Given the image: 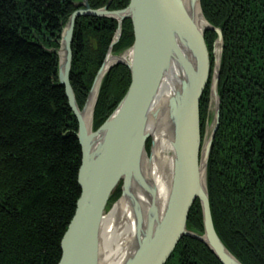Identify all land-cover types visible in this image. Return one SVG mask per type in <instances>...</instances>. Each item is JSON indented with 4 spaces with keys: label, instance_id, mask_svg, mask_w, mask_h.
I'll use <instances>...</instances> for the list:
<instances>
[{
    "label": "trees",
    "instance_id": "trees-1",
    "mask_svg": "<svg viewBox=\"0 0 264 264\" xmlns=\"http://www.w3.org/2000/svg\"><path fill=\"white\" fill-rule=\"evenodd\" d=\"M92 9L111 0H88ZM112 0L109 10L128 7ZM224 39L220 125L210 154L208 188L216 232L242 264H264V0H201ZM76 11L71 0H0V264H58L62 239L82 190L78 121L63 86L54 40ZM118 27L116 20L81 17L72 44L71 85L82 109ZM212 54L217 34L207 32ZM131 20L114 53L134 44ZM213 57L211 64L213 68ZM131 72L105 77L94 116L98 130L131 85ZM210 83L200 102L202 136ZM150 141L147 150L150 149ZM122 183V182H121ZM121 183L109 207L121 196ZM187 229L203 232L201 204ZM167 264H221L201 242L184 237Z\"/></svg>",
    "mask_w": 264,
    "mask_h": 264
},
{
    "label": "water",
    "instance_id": "water-1",
    "mask_svg": "<svg viewBox=\"0 0 264 264\" xmlns=\"http://www.w3.org/2000/svg\"><path fill=\"white\" fill-rule=\"evenodd\" d=\"M71 1L76 11L70 16L60 40L57 41L59 48L48 49L40 44L41 48L59 57V84L65 88L69 106L78 120L77 139L82 149V164L78 174L82 193L75 215L62 239V257L58 264H102L99 237L103 221L109 214L110 200L123 182L122 195L113 205L115 207L128 199L135 204L133 209L137 214L135 195L129 190L132 175H127L128 166L131 164L137 169L142 166L144 157L148 155L146 143L150 138L153 152L155 139L148 127L154 121L163 122V115L168 121L170 143L176 154L174 172L178 173L175 181L172 179L171 201L164 218L166 224L157 235L152 231V226L147 227L145 231L148 235L142 239L140 231L143 233L144 216L139 215L136 223L138 251L135 256L124 258L127 260L126 264H167L184 237L206 245L221 264H242L216 232L208 190L209 157L220 124L221 99L218 83L222 54L218 57L216 50L219 46V53L224 51L222 31L208 22L201 0H130L127 8L118 11L109 10L112 0L108 6L98 10L92 9L88 0H79L78 3ZM81 17L118 20V28L107 53H112L117 61L112 63L100 80L90 126L86 118L82 117L70 79L74 31L77 20ZM126 20H131L134 29L135 40L129 49L132 51L131 63L124 61L121 54L113 53L115 45L121 39L122 26ZM209 31L218 36L214 51V88L212 87L216 113L213 130L203 141L200 102L213 73L211 54L205 38ZM106 59L107 56L95 78L86 105L90 103ZM119 65H125L131 71L130 88L115 112L95 131L94 113L103 81ZM176 66L182 70L185 78L180 80L179 89L166 101V114L161 110L152 112L165 78L173 73ZM157 126L158 129L164 128L161 123ZM134 133L137 135L135 142L127 150L128 140ZM98 139L101 143L99 155L96 160H90V145ZM204 153L206 164L202 170ZM149 189L153 191L154 187L147 188L146 192L151 196L155 216L159 214L156 193L153 194ZM197 200L202 208L203 234L187 229L190 211ZM142 211L144 212L143 209Z\"/></svg>",
    "mask_w": 264,
    "mask_h": 264
},
{
    "label": "bare ground",
    "instance_id": "bare-ground-1",
    "mask_svg": "<svg viewBox=\"0 0 264 264\" xmlns=\"http://www.w3.org/2000/svg\"><path fill=\"white\" fill-rule=\"evenodd\" d=\"M196 10L198 13V8H196ZM116 21L118 22V20ZM131 48L132 47H130L129 49ZM129 49L123 50L119 54L122 55L124 61L131 63L132 51H130ZM46 52L48 54L56 55L55 53H50L47 50ZM216 53L219 57V46H217ZM106 56L107 59L105 61L104 69L102 70V73L96 83L95 90L91 97L90 103L86 105V108L83 107L81 109L77 102L78 107L82 112V117L86 118V121L89 126L92 119V110L95 94L98 91L100 80L106 74L112 63L117 61V58L112 53H109L108 55L106 54ZM184 78L185 75L178 66L174 68L172 74H169V76L167 75L161 86L160 94L158 95V98L153 105L152 112L154 110H161L164 111V113L166 114L165 103L169 99V97L173 95L174 91H177L179 89V82L181 79ZM172 80H175L174 83H171ZM162 120L163 122L160 123L164 127L163 130L158 129L157 125L160 123H158V121L152 122L153 120L151 121L153 124H150L148 127V131L150 132V134L154 135L155 145L151 155H147V157H144V160L142 161L143 167L140 165L139 169H137L131 164H129L128 166L129 168L127 175H132V182L130 184L129 190L133 195H135L134 201L138 205L137 214H135L133 209V205L135 204H133V202L128 199H124L122 202H120L118 205L111 209V211L103 221L99 237V255L102 259V264H126L127 260L125 261L124 259L126 256H128V258L132 257L133 255L135 256L139 247L137 234L138 228L136 227L137 218L139 215L144 216V218L142 219L143 233L140 231L142 239L148 235L145 231L147 227L152 226V231H154L157 235L162 231L163 227L166 224V219L164 218L166 216V210L169 205V202L171 201L170 198L172 179L173 181H175V175L178 173L174 172V166L176 167V154H174V148L170 143L168 121L165 120L164 115ZM149 132L146 133L148 134ZM136 136L137 135L134 133L128 140L127 150L132 144V142H135ZM100 144L101 143L99 142V139L91 143L88 151L90 160H96L97 156L99 155L98 153L100 149ZM205 164L206 155L204 153L202 156V170L205 168ZM151 187H154V190H149L153 194L156 193V201L159 209V214L157 213V215L155 216L153 215L154 210L152 208L153 202H151V196L146 192L147 188ZM142 209L144 210V212L142 211ZM138 227H140V225ZM152 231L150 233H152Z\"/></svg>",
    "mask_w": 264,
    "mask_h": 264
},
{
    "label": "rangeland",
    "instance_id": "rangeland-1",
    "mask_svg": "<svg viewBox=\"0 0 264 264\" xmlns=\"http://www.w3.org/2000/svg\"><path fill=\"white\" fill-rule=\"evenodd\" d=\"M76 3H78L79 2V0H74ZM69 20V19H68ZM67 23H68V21H67ZM66 23V24H67ZM66 24H65V26L64 27H66ZM124 24V23H123ZM64 27H63V29H64ZM63 29H62V32H63ZM122 29H123V26H122ZM210 32V31H209ZM212 33H214V32H212ZM122 34H123V32H122ZM216 34V33H215ZM62 35V34H61ZM122 37V36H121ZM74 38V37H73ZM217 39H218V36H217V38L215 39V41H214V44H213V49H212V54H211V56L213 57V60H214V62H213V73H212V78H211V81H210V96H209V109H208V121H207V124H206V128H205V135H204V137H203V141L204 140H206L207 139V137L211 134V132H212V130H213V126H214V124H215V113H216V105H215V102L213 101V96H212V87L214 88V78H213V75H214V68H215V59H216V56L214 55V51H215V44H216V42H217ZM121 40V39H120ZM57 41H59V40H54V42H56L57 43ZM59 48V47H58ZM222 54V57H223V53L222 52H220V55ZM58 59H59V57H58ZM103 64V63H102ZM221 64H222V59H221ZM220 72H221V68H220ZM95 81V80H94ZM219 81H220V77H219ZM94 83V82H93ZM92 86H93V84H92ZM218 88H219V83H218ZM91 89H92V87H91ZM91 91V90H90ZM89 94H90V92H89ZM89 94H88V96H89ZM218 94H219V92H218ZM220 97V96H219ZM88 98V97H87ZM87 101V100H86ZM121 103V102H120ZM85 105H86V103H85ZM84 105V106H85ZM97 106V105H96ZM119 106V105H118ZM117 109V108H116ZM95 110H96V108H95ZM220 115H221V107H220ZM94 116H95V113H94ZM201 119V118H200ZM78 121V120H77ZM220 125V124H219ZM208 127H209V130L207 131V129H208ZM96 131V130H95ZM217 133V132H216ZM216 136V135H215ZM151 142L150 143V149H149V151L147 150V144H148V142ZM214 142V141H213ZM152 148V139L150 138L148 141H147V143H146V152H147V154L148 155H151V149ZM212 148H213V144H212ZM212 151V150H211ZM211 154V153H210ZM209 159H210V157H209ZM208 167H209V163H208ZM208 171V170H207ZM122 185H123V182L121 183V187H122ZM208 190H209V188H208ZM121 195H122V189H121ZM121 197V196H120ZM120 198H118V200H119ZM117 200V201H118ZM115 204H116V201L114 202ZM114 203H112V205L110 206V208L108 209V213L111 211V209L114 207ZM114 204V205H113ZM201 210H202V208H201ZM203 230H204V228H203ZM195 232V231H194ZM196 233H198V232H196ZM204 233V231L201 233V234H203ZM197 241V240H196ZM199 242V241H198ZM203 244V243H202ZM206 246V245H205Z\"/></svg>",
    "mask_w": 264,
    "mask_h": 264
}]
</instances>
